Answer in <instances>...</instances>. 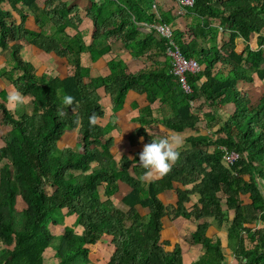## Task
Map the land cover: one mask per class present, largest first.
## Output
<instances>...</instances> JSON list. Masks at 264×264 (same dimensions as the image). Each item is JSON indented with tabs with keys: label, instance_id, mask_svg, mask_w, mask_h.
Instances as JSON below:
<instances>
[{
	"label": "trees",
	"instance_id": "trees-1",
	"mask_svg": "<svg viewBox=\"0 0 264 264\" xmlns=\"http://www.w3.org/2000/svg\"><path fill=\"white\" fill-rule=\"evenodd\" d=\"M153 1L91 0L87 12L96 28L94 41L104 43V38L117 36L134 57L154 49L165 54V40L151 34L140 38L137 26L141 21L172 22L167 13L157 20L151 11ZM4 3L19 12L20 24H15ZM188 11L201 19L203 27L218 21L229 34L219 50L197 51L195 40L200 35L196 30L189 43L175 32L183 55L205 66L188 75L191 94L169 72L171 66L128 74L124 62L114 59L109 62L108 76L91 78L82 54L89 52L95 61L110 47L99 48L97 41L87 46L82 34L71 37L66 33L69 26L80 22L76 5L70 1L47 0L41 8L38 0H0V49L9 52L0 79L32 97L30 112L18 114L7 108V94L0 92V126L9 128L0 148V264H45L44 254L52 247L60 264H185L182 242L203 248L204 253L192 264H223L219 237L206 235L208 219L218 226L229 223L227 237L240 264H264V227H251L264 223V195L254 179L255 175L264 177V95L255 97L238 86L241 81L253 83L255 76L264 80V0H193ZM30 16L36 17L40 31L26 27ZM211 31L215 35L217 30ZM253 34L261 35L257 51L249 45ZM239 37L247 43L243 54L235 51ZM22 42L66 58L71 74L64 79L40 75L24 61ZM217 63L227 72L214 69ZM202 77L206 80L198 85ZM100 87H105L113 101L114 114L105 128L98 122L89 124L93 113L98 121L105 115ZM130 89L146 93L151 103L158 98L164 103L175 100L176 117L162 123L176 132L198 127L200 118L191 113L190 106L198 95L211 108L233 102L236 110L217 129L219 138L190 139L191 149L180 150V159L167 175L141 181L145 170L134 169L131 175L133 161L128 157L116 160L111 153L113 138L104 142ZM65 95L75 98V112L62 104ZM61 109L66 116L58 115ZM203 118L208 125L214 120L212 112ZM67 131L78 133L77 144L61 149L59 141ZM142 136L146 143L153 138L146 133ZM212 145L218 147L212 153L204 150ZM223 148L239 155L233 165L223 162ZM174 183L190 188H176ZM169 191L176 193V204H165L162 199ZM245 195H250L251 206L243 205ZM192 197L193 205L188 206ZM18 198L23 205L19 212ZM138 207L147 213L142 215ZM228 211L235 212L230 222ZM165 218L189 221L196 229L183 236L182 242L171 244L163 239ZM53 227L64 229L55 234ZM99 246H104V257L93 260L90 253Z\"/></svg>",
	"mask_w": 264,
	"mask_h": 264
},
{
	"label": "crops",
	"instance_id": "crops-1",
	"mask_svg": "<svg viewBox=\"0 0 264 264\" xmlns=\"http://www.w3.org/2000/svg\"><path fill=\"white\" fill-rule=\"evenodd\" d=\"M47 0H38L39 6L41 8L46 7ZM70 1L73 5H76L77 14L80 18V22L76 23L78 26L71 27L69 26L66 29V33L73 37L77 33L82 34L84 38V42L87 46L96 43L99 44L100 47H110V50L104 54L101 58L92 61L91 54L83 53L82 54V64L88 68H90V76L91 78L96 77H106L109 75V62L114 59H120L124 62L127 73H139L144 71H153L165 69L167 66H171L170 59L166 56V54L158 52L156 49L146 53L144 56L137 58L130 54L128 50L123 47V40L121 37L117 36H109L104 38V43L99 40L94 41V33L96 28L94 26L93 21L88 17L87 10L91 6V0H63ZM102 1V0H99ZM155 6V8H154ZM5 10H10L8 3H4L3 5ZM20 8V7H19ZM13 16V20L15 24H20L21 17L18 11L10 10ZM152 13L156 15L159 19L163 14H170L172 18V22L169 24L174 29V34L183 36V40L186 43H189L192 39V31L196 30V32L200 35L195 40V48L197 51L200 50H210L212 47L217 48L218 50L228 41L229 34L227 31H223L219 27L218 21H209L208 26L203 27L202 21L195 14H192L188 11V7H182L179 5V1L177 0H154L152 2ZM154 24L147 23L145 21H141L137 23L138 30L140 32V38L145 35L151 34L155 36L157 40H161V36L153 29ZM26 27L32 31H40V28L37 24L36 17L30 16L26 22ZM77 28V29H75ZM210 29H216V34ZM51 31V30H50ZM261 35L253 34L250 36L249 45L252 50H259V38ZM10 43L9 45H12ZM23 49L21 55L24 61L31 63L34 65L40 75H52L61 79L66 78L71 74L72 67L69 65L66 58H62L57 56L56 54H48L45 51L39 49L34 45L27 44L22 42ZM103 45V46H102ZM247 43L245 42L243 37H239L236 40V53L243 54L245 52ZM240 48V49H239ZM0 59L2 62L0 64V69L4 68L9 60V52L2 51L0 49ZM199 71H203L204 65L199 64ZM223 69V72L226 73L227 69L224 68L221 63L215 64L214 69L219 70ZM198 71V72H199ZM169 72H171V68H169ZM173 74V73H172ZM206 80L205 77H202L197 84L200 85ZM243 91L248 92L255 97H261L264 95V80L259 79L255 76V81L253 83H247L241 81L238 85ZM15 89L8 81L5 79H0V92H5L8 95L10 90ZM175 89V88H173ZM183 89V88H182ZM193 89V88H192ZM184 90V89H183ZM193 93V91H192ZM98 94L101 97L102 106L104 108V118L100 119L98 123L102 127H106L110 120L113 117V101L110 94L106 91L105 87L98 88ZM28 98L27 103L31 100V96H26ZM7 103V102H6ZM191 113L194 116L200 118L198 122V127L196 129L186 130L184 132H176L170 130L166 125L162 123V120H172L176 117L175 109L177 108V103L175 100H171L170 102L164 103L160 98L151 103L148 100V96L146 93H141L137 90L130 89L126 92V99L124 102L123 108L115 114V122L114 128L109 131V133L104 137V142L110 138H113V146L111 148V153L116 160H120L122 157H128L129 160L133 161V168H130L131 175H135L134 166H138L139 163H136L135 158L142 151L144 144H147L145 141V136H142L143 133H146L150 137H162L164 135H168L171 133H179L183 138V147L181 149L182 152L191 149V144L189 143L190 139L194 138H210L211 140L219 138L220 135L217 134V129L227 118L234 114L236 110L235 103L230 102L225 106L211 108L205 102L204 97L202 95H198L194 97L190 102ZM212 112V116L214 120L207 124L206 120L203 118L206 113ZM141 132V133H139ZM7 132H5L3 137L0 135V148L4 146L3 139ZM222 136V135H221ZM143 138V140H141ZM78 133L67 131L61 140L59 141V146L61 149L68 147H75L77 144ZM129 143V144H126ZM203 148V147H202ZM209 153H212L214 149L218 148L214 145L206 148ZM221 149V148H220ZM136 169V168H135ZM160 178H154L151 180H159ZM254 179L259 186L260 190L264 195V177H260L259 175H255ZM147 180V181H151ZM245 180H250V175L245 176ZM176 188L187 189L190 188L188 186L184 187L182 184L174 183ZM127 187V186H124ZM129 188V187H128ZM128 188H125L128 190ZM176 193L169 191L165 192L161 195L165 204H176ZM244 206H251L252 200L250 195H245L242 197ZM17 204H22L20 198H18ZM193 205V197L192 201L189 202L188 206ZM122 210H127L128 208L122 207ZM139 212L143 215L142 211L147 213V211L141 207H138ZM235 218L234 211H228V220L229 222ZM209 226L206 231V235L209 237L216 236L219 237L221 242V247L224 252V262L223 264H240L235 256V249L230 245V241L227 237V228L229 227V223H224L221 226H218L216 222L212 219H208ZM203 223V220L200 221V224ZM252 228L258 229L264 227V223L258 222L256 224L251 225ZM64 227L61 228L60 233L63 231ZM196 229L195 224L189 221L177 220L173 221L169 218L164 219V231H163V239L169 240L171 244H176L178 241L182 242V237L192 234ZM190 234V235H191ZM248 243V240H247ZM183 244V260L185 264H192L195 260L199 259V257L204 253L203 248L199 245H191V244ZM172 245L168 250L174 248ZM0 248H3V245L0 243ZM51 249V248H50ZM48 249L44 254V263L45 264H60L59 258L55 260H51L50 256H53V253ZM101 257H104V253H101ZM47 262V263H46Z\"/></svg>",
	"mask_w": 264,
	"mask_h": 264
},
{
	"label": "clouds",
	"instance_id": "clouds-1",
	"mask_svg": "<svg viewBox=\"0 0 264 264\" xmlns=\"http://www.w3.org/2000/svg\"><path fill=\"white\" fill-rule=\"evenodd\" d=\"M27 100L28 98L18 89L10 90L6 98L7 105L11 106L13 110L25 105ZM62 104L65 107H71L75 112L76 102L73 96L65 95ZM58 115L66 116L67 113L61 109L58 111ZM98 119V116L93 113L89 117V124L96 125ZM76 122L79 123V119ZM182 147L183 138L179 133H171L158 138L153 136L151 142L144 144L139 153V165L145 170L139 179L144 181L167 175L180 159Z\"/></svg>",
	"mask_w": 264,
	"mask_h": 264
},
{
	"label": "built area",
	"instance_id": "built-area-1",
	"mask_svg": "<svg viewBox=\"0 0 264 264\" xmlns=\"http://www.w3.org/2000/svg\"><path fill=\"white\" fill-rule=\"evenodd\" d=\"M182 7H192L193 0H177ZM155 8V6H154ZM157 20H161L157 17ZM153 29L165 40L166 56L170 59L171 72L179 80L182 88L189 94L192 93V87L188 80L190 73L199 71L200 66L194 59H187L177 42L175 41L174 29L167 24L156 23ZM223 162L227 166L233 165L238 159L239 155L233 151H227L223 148Z\"/></svg>",
	"mask_w": 264,
	"mask_h": 264
},
{
	"label": "rangeland",
	"instance_id": "rangeland-1",
	"mask_svg": "<svg viewBox=\"0 0 264 264\" xmlns=\"http://www.w3.org/2000/svg\"><path fill=\"white\" fill-rule=\"evenodd\" d=\"M38 26H39V25H38ZM39 28H40V26H39ZM239 49H240V48H239ZM1 62H2V59H0V64H1ZM6 106H7V108L12 109L11 106H8V105H7V103H6ZM16 110H17V113H18V114H20V113H22V112H30V107H29L28 103H26L25 105H23V106L17 108ZM0 119H1V117H0ZM8 131H9V128H8V127H1V126H0V135L4 134L5 132H8ZM108 133H109V132H108ZM108 133H107V134H108ZM126 144H129V143H126ZM142 149H143V148H142ZM135 161H136V163L139 162V155L136 156ZM137 168H141V166L138 164V166H136V169H137ZM134 169H135V168H134ZM49 190H52V189L50 188ZM22 207H23L22 204H18V205L16 206V209L18 210V212L21 210ZM142 213L145 214V212H143V211H142ZM51 229H53V230L55 231V234H56L57 232L60 233V231H61V228H60L59 230L56 229V228H54V227L51 228ZM57 245H58V243H56V246H57ZM50 251L53 253V256H50V259H51V260H55V259H56V261H57V258H58V256H56V253H57V252H55V250H54L53 247L50 249ZM102 251H104V246L96 247V248H95L93 251H91V253H90L91 258H92L93 260H94V259H98V257L101 255ZM46 263H47V262H46Z\"/></svg>",
	"mask_w": 264,
	"mask_h": 264
}]
</instances>
